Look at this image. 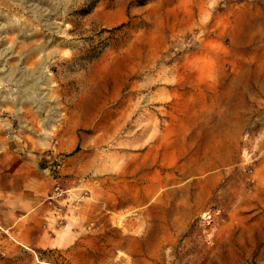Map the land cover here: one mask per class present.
<instances>
[{"label":"rangeland","instance_id":"rangeland-1","mask_svg":"<svg viewBox=\"0 0 264 264\" xmlns=\"http://www.w3.org/2000/svg\"><path fill=\"white\" fill-rule=\"evenodd\" d=\"M94 102L96 191L50 171L67 193L36 227L59 245L0 264H264V0H0V136L44 139L53 110Z\"/></svg>","mask_w":264,"mask_h":264},{"label":"crops","instance_id":"crops-1","mask_svg":"<svg viewBox=\"0 0 264 264\" xmlns=\"http://www.w3.org/2000/svg\"><path fill=\"white\" fill-rule=\"evenodd\" d=\"M156 72L157 76L152 75L149 78L150 89L144 95L150 110L155 107L160 109L161 101L166 97L163 93L164 86L161 85V70ZM109 107L110 112L117 110L115 105ZM62 109L53 110L54 115L43 122L46 130L44 139L17 140L0 136V228L4 231L0 236V250L19 247L21 242L39 247L59 245L58 239H49L36 227L38 223L52 216L46 200L53 190L54 179L50 171L58 154L65 156L62 168L63 179L68 187L74 189V197L82 192L81 188L84 186L96 191L95 183H86L84 178L88 174L101 175L102 162L94 154L80 149L86 137V132L82 130L86 127V123H93L94 120L87 121V117L80 114L100 113L102 104L79 103L67 105L64 110ZM61 112H69L72 116L63 120L55 115ZM114 121L117 122V118ZM151 123H154L153 127L156 126L159 133L156 145L157 159L154 161L159 165L161 164L160 122L158 119L156 121L153 119ZM81 204L100 203L86 200ZM81 210L82 206L69 207L67 216L80 224ZM69 224H73V221L71 220ZM19 226H25L27 229L28 235L25 240L20 241L15 236ZM12 238L17 242H12Z\"/></svg>","mask_w":264,"mask_h":264},{"label":"built area","instance_id":"built-area-1","mask_svg":"<svg viewBox=\"0 0 264 264\" xmlns=\"http://www.w3.org/2000/svg\"><path fill=\"white\" fill-rule=\"evenodd\" d=\"M64 163V159L63 156H59L55 159V161L53 162V165L51 167V172L52 173H56L59 171V169L62 168ZM67 193V189L62 187L60 184H57L55 189L51 192L50 196H49V202L50 204H58V202L64 198V194Z\"/></svg>","mask_w":264,"mask_h":264}]
</instances>
